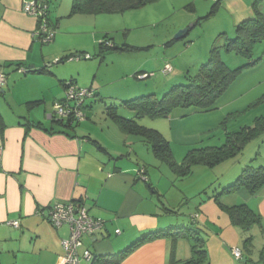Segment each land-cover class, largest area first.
Returning a JSON list of instances; mask_svg holds the SVG:
<instances>
[{
    "label": "rangeland",
    "instance_id": "374dc122",
    "mask_svg": "<svg viewBox=\"0 0 264 264\" xmlns=\"http://www.w3.org/2000/svg\"><path fill=\"white\" fill-rule=\"evenodd\" d=\"M47 1L51 19L54 22L58 20L54 28L57 34H62L56 41L40 44L43 48L54 49L55 58L48 59L50 63L47 66L51 72L46 73H53L54 68L56 75H62L64 81L72 80L79 88L94 90V96L85 101V104L91 105L84 108L85 118L74 125L71 132L74 130L80 136H89L108 148L111 154L121 156L119 162L122 165L134 164L146 168L147 183L154 190L151 196L160 206V215L176 220L178 226L194 227L198 222H206L212 228L214 220L228 218L224 206L238 205L242 201L235 192L225 193L222 188L232 184L244 166H264V130L247 140L236 154L219 155V159L210 164H193L188 173L178 170L183 167L189 151L219 147L225 143L226 130L249 127L255 117L264 116L263 96L258 105L229 118L225 122L226 129L222 126V121L230 115L229 109L254 102L264 94V81L258 80L264 77V64L257 71L239 78L230 88L231 92L219 98L221 100L217 101L218 107L214 110L195 113L194 108H176L169 117L135 118L138 124L157 130L168 141L174 165L167 157L156 154L150 147L151 143L144 141L143 137L123 132L107 108L116 106L117 115L131 118L133 111L122 106V101L150 93L161 97L173 85L185 83L186 76L196 74L200 65L208 61L210 49L225 43V37L220 33L229 38L235 36V13L247 5L253 14L257 0H221L215 7V0H155L141 8L99 14L71 13L72 0ZM260 4L264 7V0ZM260 4L257 6L260 7ZM185 28L187 32L176 38V34ZM94 33L97 37L93 41ZM105 33L116 47L121 48L125 44L131 47L123 50L100 48L99 41ZM79 53L88 54L90 58L56 62L62 57ZM220 56L231 68L247 61L224 50ZM253 59H258L256 64L264 62V41L254 47ZM165 64L171 66V72H162ZM143 72L152 75L141 79L134 75ZM29 74L9 70L8 84L11 86L15 80ZM35 85L36 82H31L23 88H15L13 97L4 93L1 106L8 102L13 110H19V114L28 115L32 120L44 119V107H48L49 113L53 112L52 99L48 94L45 104L31 109L27 108L25 101L19 107L16 103V100L24 98L21 97L24 88H34ZM4 90L7 92V88ZM43 93H49L48 89L34 96L42 97ZM240 93L243 94L231 105L232 97ZM211 151L207 150L208 153ZM164 207L169 213L164 212ZM192 214L198 218L195 224L189 217ZM213 231L212 234L201 231L206 253L193 264H261L259 250L264 237L257 226L245 232L231 224L223 229L220 240L216 230ZM249 236L251 240L246 242ZM182 241L184 244L181 245L189 246L186 239ZM234 246L242 253L240 259L231 254L230 248ZM186 251L189 253L186 252L185 256L193 255L190 246ZM194 256L197 258L199 254ZM244 258L248 261H243Z\"/></svg>",
    "mask_w": 264,
    "mask_h": 264
},
{
    "label": "crops",
    "instance_id": "0c3cea01",
    "mask_svg": "<svg viewBox=\"0 0 264 264\" xmlns=\"http://www.w3.org/2000/svg\"><path fill=\"white\" fill-rule=\"evenodd\" d=\"M25 1L30 0H0V68L7 75L0 88V264H64L62 240L68 237L69 229L67 225L55 227L48 221V207L54 202L81 201L91 216L105 220V226L95 234L94 241L90 236L82 238V248L98 257L112 256L149 231L177 224L176 220L160 215V206L151 196L154 190L147 183L149 179L142 180L137 174L140 166L122 165L121 156L111 154L108 148L89 136L71 132L54 116L52 118L53 112L49 113L48 107L43 109L44 119L32 120L28 115L19 114V110H13L8 102L1 106L4 93L13 97L15 88H23L31 82H36L35 87L22 90L24 98L19 96L20 100H16L18 107L23 101L28 109L45 104L47 94L53 106L65 90L63 76L56 75V69L53 68L51 75L46 73L51 72L50 67L43 72H30L11 86L8 84L9 70L16 71L18 67L41 69L54 57V49L41 47L35 35L37 19L22 10ZM243 8L235 13V24L253 15L247 5ZM258 9L264 15L261 4ZM49 21L53 27L58 25V20L54 22L50 13ZM61 34L55 32L52 41ZM96 35L93 34V41ZM263 64L261 61L248 67L250 69L244 68L224 94L237 80L257 71ZM258 80L264 81V77ZM46 89L49 93L34 96ZM243 93L232 97L230 104ZM246 103L232 107L228 114L241 113L253 102ZM85 105V108L91 106ZM217 107L215 104L209 110H195V113ZM235 193L242 203L259 213L264 237V187L254 195L244 189ZM163 209L169 213L166 207ZM14 220L19 221L18 227L9 223ZM212 223V228L206 222L197 224L209 234L215 229L219 240L223 229L231 226L228 218ZM116 229L120 233L116 234ZM181 242L182 239L169 237L146 241L121 264H168L188 258L185 253L189 246ZM79 264L92 262L81 259Z\"/></svg>",
    "mask_w": 264,
    "mask_h": 264
},
{
    "label": "trees",
    "instance_id": "16d2710c",
    "mask_svg": "<svg viewBox=\"0 0 264 264\" xmlns=\"http://www.w3.org/2000/svg\"><path fill=\"white\" fill-rule=\"evenodd\" d=\"M153 1L155 0H72L70 12L87 14L119 13L141 8ZM260 1L261 0L256 1L254 5L255 10L251 17L246 18L235 25V36L233 38L227 37L225 33L219 34L225 37V43L221 46L214 45L210 49L208 61L200 65L196 74L192 76H186L185 83L173 85L161 97H157L154 93H150L132 98L130 100L122 101V106L133 111V117L131 118H125L117 115L116 106L108 107L107 112L110 113L111 117L115 119L120 129L125 133L143 137L144 141L151 143L150 147H152L153 151L156 154L167 157L169 163L174 165L175 163L172 160V154L168 141L157 130L147 128L138 124L135 118L144 116L154 118L167 117L171 113V111L176 108H194L196 110H209L213 108L219 98L235 81L242 70L256 64V62L258 61V59H253V49L256 44L264 40V15L257 8V5L260 4ZM220 2L221 0H215L214 7L217 4L219 5ZM49 13L50 11L48 1L47 21L49 27L54 30L55 36L56 30L50 24ZM99 47L123 50L129 49L131 46L125 44L121 48H118L115 46L112 38L105 33L99 41ZM222 50L240 55L247 61L240 66L231 68L221 59L220 53ZM67 57L68 56L62 57L57 62L63 61L64 59H67ZM163 68V73H169L172 71V68L170 71H163ZM26 70L27 73L43 72L48 69L47 67H42L41 69L26 68ZM140 74L141 73H136L134 75L135 77L139 78ZM67 82L74 83V81L72 80L64 81V89ZM92 91L93 93L91 97L94 96V90ZM64 97L65 90L63 96L57 101L64 99ZM261 100L262 98L257 99L256 101L251 103L249 107H247L243 112H246L253 106L258 105ZM85 101L86 99L80 106V109L83 112L85 111L84 108L86 107ZM237 114L239 113L227 115V117L222 121V126L226 129L225 122L229 118L234 117ZM53 116L54 114L52 115V118ZM55 120L59 121L62 125L70 129H72L74 125L80 122L72 115L66 118L58 117V119ZM263 130L264 116L255 117L252 125L249 127L243 126L237 131L226 130V139L223 145L219 147H210L209 149L204 148L189 151L183 167L178 171L182 173H188L191 168L190 166H192L193 164H210L213 161H217L219 157L236 154L237 152L241 151L243 145L247 140L251 139V137L253 136H256L258 132L260 133ZM207 150L212 151L211 153H208ZM196 152L198 153L196 154ZM141 168L144 169V174L146 175L145 168L139 167V169ZM148 185L151 186L150 184ZM263 187L264 166L255 167L253 165H246L243 167L241 173L237 176L232 184L222 188V192H237L240 189H244L248 194L254 195ZM224 208L230 224L239 226L245 232L249 231L254 226L259 227V229L262 231V220L259 213L250 208L246 203H241L234 206H224ZM189 217L195 224L198 219L197 215L192 214ZM201 231L203 230L198 227V224L196 226L194 225V227H180L178 226V224H174L166 228L152 230L143 234L141 237L135 239L125 248L116 252L112 256L98 257L96 255H93V258L90 261L92 262V264H121L122 260L125 257H127L132 251H134L144 242L156 238L169 237L173 240L186 239L189 242V246L193 255L185 259L173 260L168 264H193L196 263L200 258H202V256H204L203 254L206 253V251L203 249L205 242L204 239L201 238ZM250 240L251 236L246 238V242H250ZM194 254H199V256L196 258ZM245 259V261H248L247 258ZM259 261L261 264H264V241L259 250Z\"/></svg>",
    "mask_w": 264,
    "mask_h": 264
},
{
    "label": "built area",
    "instance_id": "2783aa9c",
    "mask_svg": "<svg viewBox=\"0 0 264 264\" xmlns=\"http://www.w3.org/2000/svg\"><path fill=\"white\" fill-rule=\"evenodd\" d=\"M47 9V0H30L22 4V10L37 19L38 26L35 35L42 43L50 42L54 37V30L49 27L47 21ZM89 57L88 54L79 53L69 55L67 59H88ZM16 70L23 74L27 71L23 67H18ZM170 70L171 66L165 64L163 71ZM148 75L150 74L143 73L139 75V78H145ZM6 79V73L0 68V88L5 84ZM92 93L93 91L90 88H78L73 82H67L64 99L53 103V114L60 118L72 115L78 121H83L85 114L80 106L86 98L92 96ZM138 175L142 180L147 181L143 168L138 170ZM46 217L53 226L67 225L69 229L68 237L62 240L64 264H79L81 259L90 261L93 258V254L89 249L82 248V238L83 236H90L94 241L95 234L105 226V220L91 216L87 207L81 201L76 200L50 204ZM9 223L14 227L19 226L17 220ZM115 233H120V230L116 229ZM231 252L237 259L242 256L238 247H232Z\"/></svg>",
    "mask_w": 264,
    "mask_h": 264
},
{
    "label": "water",
    "instance_id": "95a60500",
    "mask_svg": "<svg viewBox=\"0 0 264 264\" xmlns=\"http://www.w3.org/2000/svg\"><path fill=\"white\" fill-rule=\"evenodd\" d=\"M187 28H185V29H183V30H181V31H179L177 34H176V38H179V37H181L182 35H184L186 32H187ZM243 261H245V258L243 259Z\"/></svg>",
    "mask_w": 264,
    "mask_h": 264
}]
</instances>
